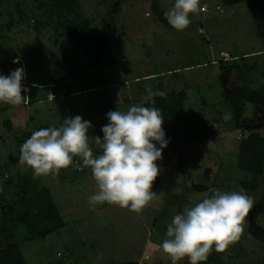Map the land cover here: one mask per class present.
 Returning <instances> with one entry per match:
<instances>
[{
	"label": "rangeland",
	"instance_id": "rangeland-1",
	"mask_svg": "<svg viewBox=\"0 0 264 264\" xmlns=\"http://www.w3.org/2000/svg\"><path fill=\"white\" fill-rule=\"evenodd\" d=\"M79 1V18L54 14L57 23H48L52 0H0V73L23 66L27 88L20 105L0 102V249L18 244L27 264H171L161 243L174 215L214 188L243 192L253 204L264 189V174L255 180L236 164L241 140L253 131L264 135L263 113L250 107L244 128L237 129L233 108L221 93L237 85L229 78L236 64L249 65L244 73L250 86L264 82V53L244 54L261 48L263 36L245 0H200V9L181 31L159 20L153 0ZM172 3L163 0L160 9ZM81 21L90 26L89 46L99 65L55 80L54 64L68 59L65 52L79 39L73 31ZM85 76L90 80L82 84ZM183 88L186 111L163 116L170 142L156 162L160 170L153 197L140 212L107 202L90 204L99 188L78 156L67 168L40 177L13 162L18 138L76 115L91 122L89 143L99 155L95 136L103 138L108 111H126L149 89L154 96ZM198 184L207 189L199 191ZM43 189L52 193L62 226L29 239L18 212L24 200ZM254 220L264 227L262 214ZM248 226L245 219L239 239L221 252L226 264H264V243L249 234Z\"/></svg>",
	"mask_w": 264,
	"mask_h": 264
},
{
	"label": "clouds",
	"instance_id": "clouds-1",
	"mask_svg": "<svg viewBox=\"0 0 264 264\" xmlns=\"http://www.w3.org/2000/svg\"><path fill=\"white\" fill-rule=\"evenodd\" d=\"M200 9V0H173L164 11L168 23L178 31L190 24V14ZM18 61H14L16 63ZM23 66L5 75L0 73V102L20 105L26 101L22 91ZM153 95L148 90L149 100ZM108 123L95 136L101 152L94 155L89 143L91 122L80 115L66 117L60 126L32 132L20 146L19 163L32 169L36 177L67 168L73 158L82 159L91 169L99 191L89 197L92 205L107 202L140 212L153 197V181L159 173L156 163L170 142L163 128V115L157 107L134 104L126 111L110 110ZM253 207L243 192L212 189V193L173 216L167 225L161 248L171 264L187 257L188 264L206 261L211 251L223 252L239 239L245 218Z\"/></svg>",
	"mask_w": 264,
	"mask_h": 264
},
{
	"label": "trees",
	"instance_id": "trees-1",
	"mask_svg": "<svg viewBox=\"0 0 264 264\" xmlns=\"http://www.w3.org/2000/svg\"><path fill=\"white\" fill-rule=\"evenodd\" d=\"M163 0H153L152 10L158 16L159 20L169 27H172L164 16V11L160 9ZM249 11L256 25L257 32L263 36L264 32V0H247ZM79 0H52L48 23H57L56 18L63 16H73L79 18L78 8ZM73 34H79V39L75 45L66 50L68 59L66 62H56L54 64V79L65 80L82 74L99 64L94 62L89 43L91 41L90 26L87 21L76 24ZM247 63L236 64V72L245 80L244 70L248 68ZM235 71V70H234ZM264 77V70L262 71ZM90 80L89 76L81 79L85 84ZM224 99L232 106L236 128H244V117L247 104L257 106L263 113L262 128L264 129V84L260 87L251 88L247 84L238 85L230 90L222 92ZM186 93L184 91L172 92L151 96L149 100L142 98L137 104H144L147 107H157L163 116L175 118L185 110ZM133 104H130L132 106ZM50 127L49 124L41 128ZM31 136L26 133L23 137L17 139L18 156L12 157L13 162H19L20 146ZM237 167L243 171L251 173L256 180L264 174V135L259 131L251 132L243 138L240 143L237 157ZM199 191L207 189L205 185H197ZM23 208L18 212L20 222L26 225L29 239L39 238L47 235L53 230L62 226V219L52 193L47 189L37 193L32 199L24 200ZM259 212L264 216V189L260 195L257 204H253L248 216L245 218L249 222V234L264 243V227L254 220L255 214ZM0 264H27L21 252L20 246L16 243H10L8 246L0 249ZM108 264H139V261L111 262ZM181 264H188L185 257ZM199 264H226L221 252L211 251L208 259Z\"/></svg>",
	"mask_w": 264,
	"mask_h": 264
},
{
	"label": "crops",
	"instance_id": "crops-1",
	"mask_svg": "<svg viewBox=\"0 0 264 264\" xmlns=\"http://www.w3.org/2000/svg\"><path fill=\"white\" fill-rule=\"evenodd\" d=\"M263 40H264V38H263ZM256 52H263L264 53V44H263V46L261 47V48H259V49H256V51H254L253 49L252 50H250V51H248V52H244V54H246V55H248V57L249 56H251V55H255V53ZM225 54H226V52H225ZM237 54V53H236ZM226 55H228V53L226 54ZM230 77H234V82H235V84H237L236 86H238V85H244V84H247L249 87H251V88H255V87H260L261 85H263L264 84V82L263 83H259L257 86H250L249 85V83H251L250 81L248 82L246 79L244 80V79H242L241 78V76L236 72V71H234L233 69H232V72H231V74L229 75V78ZM239 78V79H238ZM242 79V80H241ZM208 86H210V85H208ZM206 88V87H205ZM234 88V87H233ZM212 89V87H208V89L206 88V90L209 92L210 90ZM225 90V89H224ZM223 90V91H224ZM226 90H228V89H226ZM230 90V89H229ZM179 91H184L185 93H186V95H188V91L185 89V88H183V89H174V91L173 92H179ZM198 91V93H199V91L200 90H197ZM222 91V92H223ZM221 92V93H222ZM201 93H203V92H201ZM165 94V93H164ZM158 95V94H157ZM159 95H161V94H159ZM223 95V94H222ZM154 96H156V95H154ZM188 97L186 96V100H188L187 99ZM186 100H185V110L184 111H182L181 113H179V115L180 114H183L185 111H186ZM254 107V105H252V104H247V106H246V112H245V116L248 114V110L249 109H252V108H250V107ZM162 114V113H161ZM165 117V116H164ZM249 135V134H248ZM247 135V136H248ZM246 136V137H247ZM245 138V137H244Z\"/></svg>",
	"mask_w": 264,
	"mask_h": 264
},
{
	"label": "built area",
	"instance_id": "built-area-1",
	"mask_svg": "<svg viewBox=\"0 0 264 264\" xmlns=\"http://www.w3.org/2000/svg\"><path fill=\"white\" fill-rule=\"evenodd\" d=\"M202 10L203 11H208V9H207V7L204 5V6H202Z\"/></svg>",
	"mask_w": 264,
	"mask_h": 264
},
{
	"label": "water",
	"instance_id": "water-1",
	"mask_svg": "<svg viewBox=\"0 0 264 264\" xmlns=\"http://www.w3.org/2000/svg\"><path fill=\"white\" fill-rule=\"evenodd\" d=\"M229 1L232 2V3H236V2H238L240 0H229ZM245 1H247V0H245Z\"/></svg>",
	"mask_w": 264,
	"mask_h": 264
}]
</instances>
